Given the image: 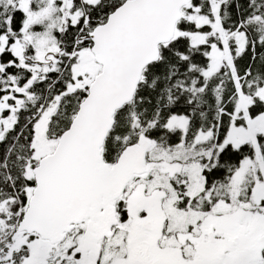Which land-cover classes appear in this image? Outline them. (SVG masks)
<instances>
[{
    "label": "snow or ice",
    "instance_id": "obj_1",
    "mask_svg": "<svg viewBox=\"0 0 264 264\" xmlns=\"http://www.w3.org/2000/svg\"><path fill=\"white\" fill-rule=\"evenodd\" d=\"M0 264H264V0H0Z\"/></svg>",
    "mask_w": 264,
    "mask_h": 264
}]
</instances>
